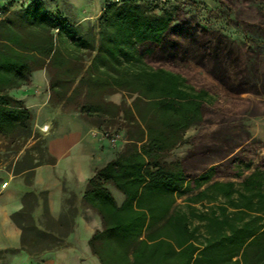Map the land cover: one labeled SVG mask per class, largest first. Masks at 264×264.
I'll use <instances>...</instances> for the list:
<instances>
[{"label":"trees","instance_id":"1","mask_svg":"<svg viewBox=\"0 0 264 264\" xmlns=\"http://www.w3.org/2000/svg\"><path fill=\"white\" fill-rule=\"evenodd\" d=\"M175 1L104 0L96 27L76 23L56 0L4 5L0 139L21 151L6 170L23 173L30 185L36 166L54 162L33 132L32 113L8 93L45 68L51 97L73 104L98 128L124 130L122 150L83 194L102 220L89 240L100 264H264V160L233 167L258 144L233 127L241 116L264 115V48L231 41ZM217 1L235 10L237 27L264 40V0ZM192 67L202 76L192 75ZM213 83L234 98L232 107H216ZM116 92L120 103L104 99ZM194 125L212 128L191 138L193 148L181 160H168L189 143L185 134ZM107 183L123 193L120 206ZM21 200L11 215L21 248L32 255L63 246L72 210L51 218L44 190ZM39 200L43 223L33 217ZM52 227L55 233L47 231Z\"/></svg>","mask_w":264,"mask_h":264},{"label":"crops","instance_id":"2","mask_svg":"<svg viewBox=\"0 0 264 264\" xmlns=\"http://www.w3.org/2000/svg\"><path fill=\"white\" fill-rule=\"evenodd\" d=\"M65 1L69 10L62 8L60 3L57 5L76 23L85 24L91 20V3L99 9L97 17L101 11V0ZM8 93L22 101L32 113L33 132L45 139L47 153L54 158V162L36 166L30 185L25 183L23 173L14 175L0 165V264H100L97 255L91 251L89 240L96 231L102 230V220L99 213L85 203L83 194L94 173L122 150L125 143L124 130H107L120 135L112 143L103 134V129L95 126L73 104L67 105L65 100L51 97L49 76L45 68L32 71L29 85L11 88ZM122 98L121 92L104 96L106 101L115 104L120 103ZM127 101L130 103V99ZM189 150V144L178 146L172 150L171 160H181ZM105 186L120 206L124 200L123 193L111 183ZM30 190L36 193L46 191L49 214L54 220L60 216H69V210L73 212L69 216L73 221L72 229L65 237L64 245L32 255L21 248V230L11 220V215L22 208V195ZM176 202L182 203L183 197L177 198ZM33 217L37 222H44L40 200L34 208ZM196 224L197 221H191V226ZM47 229L55 233L53 227Z\"/></svg>","mask_w":264,"mask_h":264},{"label":"rangeland","instance_id":"3","mask_svg":"<svg viewBox=\"0 0 264 264\" xmlns=\"http://www.w3.org/2000/svg\"><path fill=\"white\" fill-rule=\"evenodd\" d=\"M28 0H0V10L4 5H8L10 9H17L27 3ZM51 5H53L54 0H47ZM100 1V9L102 8V2ZM113 1V0H111ZM57 3L62 5V8L68 9L66 6L65 0H56ZM175 4H177L181 9L185 10L187 13L194 16L200 23L205 24L207 27H210L220 34L230 39L233 42H236L241 45H249L253 47L258 44L262 48H264V40H262L257 34L251 32H244L239 27L234 24L235 10L227 8L226 6L220 4L217 0H176ZM90 12L92 16H90V21L85 23V25H92L96 27L97 25V15L98 8L93 6L91 3L89 5ZM69 10V9H68ZM4 12L1 10V15ZM0 15V16H1ZM190 73L195 75L196 77L202 76V73L199 69L192 67L190 69ZM212 93L215 95L218 105L216 107L220 109H227L232 107L233 105V97L229 95L227 92L223 91L216 83L212 84ZM246 96V94H241V97ZM211 127L194 125L188 129L186 134L189 140L190 149L193 148L194 141L191 140L192 137L197 134H201L210 130ZM111 129V128H109ZM235 130L245 129L249 132L251 139L256 141L257 147L256 150L246 153L243 159L242 164H238V160L233 164L234 166L240 167L241 169H246L245 165L248 162H251L253 167L260 165L261 160H264V115L259 116H241L237 118L235 122V126L233 127ZM108 130V129H107ZM34 141L30 140L27 143V147L31 146ZM21 151L17 150H9L5 147V142L0 139V165L6 170L11 161L15 160ZM168 160H171V154L168 157ZM264 169V166H261ZM250 170L246 171L248 173ZM222 179H228L226 175L221 176Z\"/></svg>","mask_w":264,"mask_h":264},{"label":"built area","instance_id":"4","mask_svg":"<svg viewBox=\"0 0 264 264\" xmlns=\"http://www.w3.org/2000/svg\"><path fill=\"white\" fill-rule=\"evenodd\" d=\"M114 1H118V0H114ZM103 131H104L103 134L107 136L112 143H114L120 137L118 133H109L107 130H103Z\"/></svg>","mask_w":264,"mask_h":264}]
</instances>
